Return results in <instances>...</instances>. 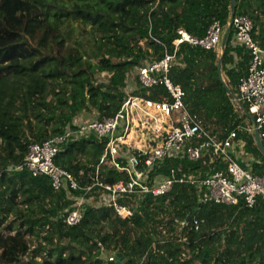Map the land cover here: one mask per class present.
<instances>
[{"label": "trees", "instance_id": "obj_1", "mask_svg": "<svg viewBox=\"0 0 264 264\" xmlns=\"http://www.w3.org/2000/svg\"><path fill=\"white\" fill-rule=\"evenodd\" d=\"M239 13L252 18L253 37L264 48V0H237L235 7L231 0H0V264H117L108 259L111 253H122L124 264H264L261 196L253 207L243 199L200 202L194 186L177 183L159 197H134L138 204L131 218L116 216L110 206L90 205L81 222L70 225L65 221L74 204L70 197L83 191H57L49 175L14 168L32 142L75 127L78 112L94 107L100 118L114 115L126 97L128 73L162 57L165 45L173 51L178 29L203 35L214 18L228 25ZM84 35L87 43L78 38ZM249 59L248 48L235 43L232 25L221 53L181 44L170 76L212 134L223 138L237 128L238 139L262 160L252 163L253 172L262 174L264 153L252 132L238 128L247 115L232 100ZM219 71L231 82L230 91ZM102 72L108 80L97 82L96 73ZM135 82L136 93L168 96L163 84L147 94ZM105 142L94 135L67 141L55 161L86 185ZM200 162L186 161L184 171L226 169L219 157L205 168ZM101 174L110 183L125 178L108 166ZM189 215L199 218L198 229L175 222Z\"/></svg>", "mask_w": 264, "mask_h": 264}, {"label": "built area", "instance_id": "obj_2", "mask_svg": "<svg viewBox=\"0 0 264 264\" xmlns=\"http://www.w3.org/2000/svg\"><path fill=\"white\" fill-rule=\"evenodd\" d=\"M231 22L235 43L245 45L250 54L247 73L240 78L232 100L248 119L252 118L253 125H239L238 128L252 132L257 127L264 138V48L253 37L254 22L248 14H235ZM224 30L225 25L219 18L212 20L203 35L178 29L173 51L165 45L162 57L147 59L136 67L137 80L147 94L163 84L168 96L151 98L136 93L139 86L128 73L126 97L114 115L91 119L77 115L73 123L75 127L67 125L64 132L54 138L32 142L25 160L14 168H27L33 175H49L57 191L62 188L70 194L73 190L83 191L70 197L74 204L67 209L65 216L70 225L81 222L87 208L84 202L93 197L99 196L98 205L110 206L116 216L126 219L135 213L138 203L134 202V197H159L177 183L194 186L200 202L237 204L243 199L247 207H253L258 197L264 198V173L253 172L236 158L232 148L238 137L237 128L223 138L212 134L185 102L183 86L170 76L181 44L218 49ZM93 135L106 141L105 150L95 167L92 181L82 185L69 170L59 166L55 158L59 145ZM208 149L226 164L225 170L206 174L184 171L186 161H201ZM103 166L124 172L125 178L114 183L104 181ZM87 193L91 194L87 196ZM124 197L130 198L131 202H122ZM175 222L181 227L192 224L198 229L200 226L195 215L183 221L175 218ZM98 245L103 248L101 241ZM108 259L117 263L115 253L109 254Z\"/></svg>", "mask_w": 264, "mask_h": 264}, {"label": "crops", "instance_id": "obj_3", "mask_svg": "<svg viewBox=\"0 0 264 264\" xmlns=\"http://www.w3.org/2000/svg\"><path fill=\"white\" fill-rule=\"evenodd\" d=\"M232 19V18H231ZM231 19L228 25H225V30L224 33L222 35V39L223 37L228 33H230V25H231ZM221 46H222V42H221ZM223 48V46H222ZM226 83L229 85V87L231 88L232 84L231 82H229V80L226 81ZM234 92V91H233ZM242 113V112H241ZM248 117V116H247ZM249 118V117H248ZM246 118L243 121L246 123V125H250L252 126L253 123L249 124V122H247L249 119ZM252 119V118H251ZM252 133L254 134L255 137V129L252 131ZM256 140V138H255ZM262 141L264 143V139L262 138ZM256 144H257V140H256ZM258 145V144H257ZM259 147V146H258ZM232 151L234 152L236 158L242 163L243 166L251 168L252 169V163L254 161L257 162H261L262 160L260 158H257L251 151H249L246 147V141L242 140V139H237L235 140V144L234 147L232 148ZM215 160V156L214 154L208 149L203 153V157L201 159L200 165L202 168H205L208 165H211V163H213V161ZM199 173H202L201 171Z\"/></svg>", "mask_w": 264, "mask_h": 264}, {"label": "rangeland", "instance_id": "obj_4", "mask_svg": "<svg viewBox=\"0 0 264 264\" xmlns=\"http://www.w3.org/2000/svg\"><path fill=\"white\" fill-rule=\"evenodd\" d=\"M73 33H74V36L76 38V30ZM78 38L83 40L85 43H87L88 40L90 41V39H87V35H84L83 37H78ZM144 43H145V39H143L141 41V44L144 45ZM89 49H90V47H89ZM217 51H218V53H221V51H222L221 44L219 45ZM89 54H91L90 50H89ZM96 60L97 59L95 57H93V61H96ZM130 76H131V79L133 81H137V68H134V70L131 71ZM108 77H109V74L107 72L96 73L97 82L107 81ZM223 79L225 81H227V77H226L225 73H223ZM54 83L58 84V81L54 80ZM57 90H59V88H56L55 91H57ZM55 91L51 93L50 97H53V96L55 97V95H54ZM78 113H80V116H83L85 119L97 118L99 116L98 115V111L94 107L87 108V109L83 110L82 112H78ZM75 120H76V116H75ZM98 204H100L99 203V196L98 197H93L88 202H84V206L98 205ZM10 217H12V216H10ZM31 243H32V245H36L37 239L31 238Z\"/></svg>", "mask_w": 264, "mask_h": 264}, {"label": "water", "instance_id": "obj_5", "mask_svg": "<svg viewBox=\"0 0 264 264\" xmlns=\"http://www.w3.org/2000/svg\"><path fill=\"white\" fill-rule=\"evenodd\" d=\"M236 1H237V0H231V6H232V7H235ZM231 27H232V22H231V25H230V29H231ZM227 38H228V33H227V34L223 37V39H222V46H223V47H224V45L226 44ZM218 65L220 66V61L218 62ZM219 74H220V77H221L222 82H223V84L225 85L226 89H227L228 91H230V87H229V85L226 83V81H225V80L223 79V77H222V72L219 71ZM232 94H233V92H232ZM255 138H256V140H257V144H258L259 148H260V149L262 150V152L264 153V143H263L262 138H261V136H260V131H259V129H258L257 127L255 128ZM191 216H192V215H189L187 219L189 220V219L191 218ZM116 260H117V263H118V264H124V263H125V258H124V256H123L122 253H117V254H116Z\"/></svg>", "mask_w": 264, "mask_h": 264}]
</instances>
